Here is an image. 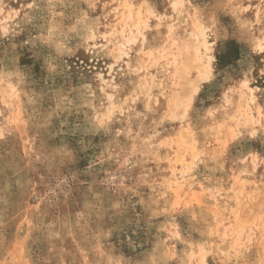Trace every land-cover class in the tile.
<instances>
[{
  "label": "rangeland",
  "instance_id": "obj_1",
  "mask_svg": "<svg viewBox=\"0 0 264 264\" xmlns=\"http://www.w3.org/2000/svg\"><path fill=\"white\" fill-rule=\"evenodd\" d=\"M0 264H264V0H0Z\"/></svg>",
  "mask_w": 264,
  "mask_h": 264
},
{
  "label": "bare ground",
  "instance_id": "obj_2",
  "mask_svg": "<svg viewBox=\"0 0 264 264\" xmlns=\"http://www.w3.org/2000/svg\"><path fill=\"white\" fill-rule=\"evenodd\" d=\"M200 35L201 36H203V32L202 31H200ZM202 46L204 47V49L205 50H208V46H207V44H206V42L205 41H203L202 42ZM198 50V48H196V51ZM198 57V59L199 60H202V57L201 56H197ZM210 59V58H209ZM206 67H208V65L206 66ZM209 68V67H208ZM195 91V90H194ZM196 92V91H195Z\"/></svg>",
  "mask_w": 264,
  "mask_h": 264
}]
</instances>
